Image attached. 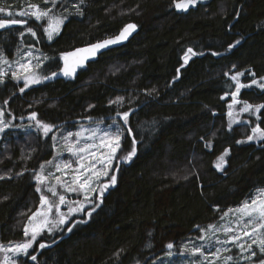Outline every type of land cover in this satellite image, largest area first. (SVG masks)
Here are the masks:
<instances>
[{
	"label": "trees",
	"instance_id": "trees-1",
	"mask_svg": "<svg viewBox=\"0 0 264 264\" xmlns=\"http://www.w3.org/2000/svg\"><path fill=\"white\" fill-rule=\"evenodd\" d=\"M30 3L47 8L43 0ZM0 6L20 18L16 13L28 5L0 0ZM81 9L74 13L56 4L54 12L67 18L52 40L43 31L46 19L27 17L26 26L0 30V56L12 59L19 47H38L49 56L40 74L51 76L69 50L113 36L127 24H135L136 32L71 80L50 78L24 92L19 82L4 80L0 106L14 124L35 122L28 117L36 112L54 129L76 120L121 118L117 112L131 109L127 124L119 119L117 157L131 150L133 139L136 155L130 162L115 159L110 176L117 183L91 217L83 212L58 232H43L17 264H149L168 243L196 235L197 225L214 222L264 187V140L247 141L251 125L264 129V114L229 129L231 98L225 96L235 91L234 73H243V84L264 77V0H198L187 10L177 9L174 0H83ZM25 27L37 35L21 37ZM188 48L198 55L184 64ZM117 97L124 98L122 104L109 103ZM239 99L264 104V90L243 88ZM53 133L13 126L0 139V243L25 235L20 219L38 207L35 174L53 154Z\"/></svg>",
	"mask_w": 264,
	"mask_h": 264
},
{
	"label": "snow or ice",
	"instance_id": "snow-or-ice-1",
	"mask_svg": "<svg viewBox=\"0 0 264 264\" xmlns=\"http://www.w3.org/2000/svg\"><path fill=\"white\" fill-rule=\"evenodd\" d=\"M45 4L51 3L53 7L56 6L58 0H43ZM175 7L180 10H187L189 6H194L198 3V0H174ZM81 4H83V0H80V4L75 5L76 11L82 14ZM0 13H7L8 18H0V29H8L13 25H24L28 24L27 17H33L35 20H47V26L43 28L44 33L47 35L49 40L53 39V36L58 34L60 31L61 25H63L65 19L67 17L64 16H55L52 15L51 8H41L39 4H28V6L16 13V15L20 18H11L13 13L10 8H5L0 6ZM135 24H127L123 27L120 33L114 38L104 39L103 41H99L97 43H93L88 45L85 48L76 49L71 53H64L63 59L65 62V66L62 69V74L65 76H70L74 74L76 68L78 66L83 65V63L89 58V56L94 57L98 51L105 49L106 47L116 44L120 41L126 40L128 36L131 34L133 30H135ZM25 32L31 34L32 36H36L37 33L34 31L32 27H25V31L20 32V36L23 37ZM237 44L239 41L236 42ZM234 44H229V49L233 48ZM81 53H86L87 55H78ZM31 55V53H29ZM196 53L192 48H188L184 54L183 60L184 64H187L191 56H196ZM74 57L72 64L69 65L68 58ZM45 59H48L45 57ZM7 61H5L6 63ZM36 67H39L37 64ZM19 71H14L12 73L13 79H23L24 86L19 89L20 92H24L26 88H28L32 84L40 83L41 80H47L52 77L59 75L60 73L53 72L51 76L38 77L35 72L32 70V67L29 63H20ZM253 76L255 73H251ZM5 73H0V83L3 82V76ZM228 75V73H225ZM243 75V73H236L235 75H231L230 79L235 82V91L231 93H225V96L230 95L232 102L228 105L231 110L236 104H243V107L240 109L241 112H252L254 115H257V118H260L262 113V109H264V104L260 105H252L246 101H241L238 97L241 89L250 88L252 86H258L261 90H264V77H261L260 80L252 79L249 84H243L239 81L238 77ZM231 87V85H230ZM225 97H221L224 99ZM124 98L117 97L116 100L109 101L110 104H122ZM7 103V101H5ZM91 107V106H90ZM130 111L117 112V116H120L125 124L128 122V118L130 115ZM4 112L0 109V118H2ZM229 115H232V112H229ZM30 119L35 120L36 126L42 131L45 136H48L49 133L53 131L56 127L53 124L46 123L42 120L37 119V113L32 112ZM91 119V118H89ZM239 121H233V123H238ZM9 124L2 119H0V131H3L4 128H7ZM231 123L229 124V129H231ZM128 132H131V129H128ZM254 135L247 136V141H252L254 139H262L264 140V129L260 127V125H256L252 129ZM88 133V135H84ZM97 133H101L100 135V144L103 145L107 152H101L100 155H97V145L94 143L97 138ZM123 137V132L121 130L120 124L113 119V123L108 125V130H102L99 127L96 129H83L81 128L79 131L73 133L68 132L66 135L62 136L63 147L61 152H68L76 159L73 160H60L57 163H54L53 160L46 161V164L52 165L56 171L61 172L62 176L55 177L56 184L52 185L48 188V191L53 196H58V202H52L46 196H41V205L46 206V211L41 212L37 211L32 214L30 217V222L37 216H42L43 220L39 225H34L32 228V236L31 240L28 242L15 245V252L22 253L24 255H29L28 250L32 248L33 241L36 240L37 234L43 229L47 228L49 232L53 231V228L58 227L60 225L69 224L68 215L62 213L60 211V205H63L67 202V198L65 195L58 193L57 185L63 188L66 192H79L83 194L84 201L87 204L92 205L91 208H86L85 203H81L79 201H74L69 204V213L75 212H86L88 217H91L92 213L96 211L97 208L103 203V196L105 191L111 187L115 186L117 183V176L112 174L110 176L109 182L99 185V187H95L96 181L100 179L102 176H109L110 166L112 165L113 159H122L125 162H130L132 158L136 155L135 148V140L133 139V147L130 151L127 152L126 155L122 157H117V153L121 150V140ZM53 141L57 138L56 136L51 137ZM89 141H93L90 143ZM244 141H238L237 143H243ZM207 146V145H206ZM53 147H56L54 144ZM228 154L227 150L225 153L219 157V163H217L216 167L218 169L223 168L224 157ZM60 153L57 154V157H54V160L58 159ZM100 165V167H98ZM45 172V164L42 163L40 165V171L35 174V179H37L41 184H45L49 177L53 175V173L49 172L48 175H44ZM64 177H69V179H64ZM4 177H0L3 179ZM37 192L41 191L40 187H37ZM90 193H96L99 203H96L93 199L89 198ZM75 204L76 206H72ZM55 209L57 215L56 219L49 220V215ZM230 214L235 215L236 223L240 227V231L237 232L236 229L224 226L222 230L229 234V238L233 244L240 250V253L248 252V256H241L240 259L251 260L253 257L257 258L258 264H264V189H258L257 193L250 201H244L239 207L235 209H228L223 213L221 219L223 220L225 217ZM85 221H72V225L75 226L76 223H81ZM200 229L204 235L197 237V240H207L211 243V236L207 235L208 229H213L215 231H219L216 225H208V229L200 228L199 225L196 226ZM249 227H251V231L249 232ZM69 232L72 231V227H68ZM214 234V233H213ZM25 235H28L27 229L25 230ZM242 237H250V242L244 241L241 242ZM189 245H192L191 247ZM253 245H256L258 248L255 250ZM41 248L46 247L45 244H40ZM168 249H173L174 244L168 243L166 245ZM0 250L12 251L13 249H4L2 245H0ZM180 250L182 252L190 253L192 256H196L197 254L200 257H203V261H207V264H218V261H223V264H229V262H233L236 260V257L233 255H222L221 249L217 248L214 252H207L203 245L196 246L193 242L189 241L187 244L181 245ZM224 252H230V249L225 248ZM172 255L171 252L168 253ZM119 255V254H117ZM31 260L35 261L37 257L35 255L30 256ZM7 259V258H6ZM15 264V262H13Z\"/></svg>",
	"mask_w": 264,
	"mask_h": 264
},
{
	"label": "rangeland",
	"instance_id": "rangeland-1",
	"mask_svg": "<svg viewBox=\"0 0 264 264\" xmlns=\"http://www.w3.org/2000/svg\"><path fill=\"white\" fill-rule=\"evenodd\" d=\"M23 1L26 2L27 5L31 4L30 3L31 0H23ZM58 2H59L60 9L64 8V6L67 4L68 11L72 10L74 13H79L76 11V8L74 6L77 4H80V0H58ZM82 5L83 4H81L80 6H82ZM47 8L52 9V15L64 16L63 14H61V15L56 14L54 12V7L52 6L51 3H47ZM46 26H47V24H46ZM29 53H31V55H29ZM45 57L48 58L49 57L48 54H46L45 52H43L42 50H40L38 47H35V46L19 47L16 55H14L12 57V59H8L4 55L0 56V73H5V75L3 76V81L4 80H14L15 82H19V84H22V87H23L24 86L23 79H20V80L13 79L12 73L14 71L20 70L19 69L20 63H29V62H30L32 70L35 72V74L38 77H42L39 69L42 66V64L46 60H48V59H45ZM5 61H7V62L5 63ZM37 64H39V67H36ZM235 74L236 73H234L232 75H235ZM238 79H239V77H238ZM42 81L43 80H41V82ZM36 84H38V83H36ZM32 85H35V84H32ZM228 97L231 98V96H228ZM231 102H232V100L230 99V102L228 103V105ZM242 107H243L242 103L234 105L231 110L228 107V113H227V115H228V128H229L230 123L232 126L235 124L241 123V122L249 123L248 118L251 117L250 115H252L254 117L257 116V115H254L252 112H248V113L241 112L240 109ZM0 109H2L4 112L3 117L0 119H2L3 121H5L9 124V126L7 128H4L3 131H0V139L5 134V131L8 129H11V127H13V126H20L23 129H34V130H36L38 128L34 121H31V123H25V125L18 124V123L14 124L13 117L8 115L6 113V111L3 108H1V106H0ZM230 111L232 112V115H229ZM114 118L120 124L121 130L123 132V126L119 121V119H121V118H118V117H113L109 120H76V122H72V124L68 125L66 128L64 127V128H60V129H53L54 130L53 136H56L57 139L55 141H53V140L52 141H53V145L55 144L56 147L53 148V154L49 160H53L54 163H57L60 160H73L74 161L76 158L73 157L70 153L61 152L62 147H63V140L61 139V137L66 135L68 132L75 133V132L79 131L81 128H83V129H96L97 127H99L100 129L107 131L108 125L113 123ZM28 119H30V117H28ZM233 121H239V122L233 123ZM254 127H256L255 123H254V125L250 126L249 135H254V133L252 132V129ZM84 135H88V133H85ZM100 135H101V133H97V138L94 141V143L98 146L96 149L98 156L100 155L101 152H107V149L103 145L100 144ZM260 140L261 139L257 138V139L250 141V142L259 143ZM89 142L92 143L93 141H89ZM58 153H60L58 159L54 160V157H57ZM114 163H115V159H113L112 165L110 166L109 176L100 177V179L96 181V184L94 185L95 187H99V185L109 182L110 174H111L112 169L114 167ZM44 164H45L44 175L47 176L49 172L53 173V175L49 177L48 181L45 184H41L36 179V181H37L36 189H37V187L41 188V191L38 192L39 196H40V201L38 203V207L33 212H31L29 215L24 214L23 217L20 219V222L22 223L23 229H25V230L27 229L28 235H24L23 239L20 241L9 242V243H0V245H2L4 249H13L12 251L0 250V264H13V262H15V264H17L18 258L20 256H24V254H22V253L15 252L14 248H15V245H17V244H22V243H25V242H28L29 240H31L33 226L39 225L42 222V220H43L42 216H37L34 219H32V221L30 222V217H32L33 213L37 212L38 210L41 212L46 211V206L41 205V196L43 195V196L48 197L49 200L52 202H58V196H53L48 191V188L50 186L56 184L55 177L62 176V173L56 171V169L52 165H48V164H46V162H44ZM224 164H225V161H224ZM224 164H223V167H224ZM98 167H100V165H98ZM219 170H221V169H219ZM39 171H40V166H39L37 172H39ZM64 179H69V177H64ZM258 189H264V187L254 189L244 201H246V200L250 201L252 199V197H254L256 195ZM57 191H58V193L65 195L67 198V202L63 205H60V211L62 213L67 214L69 220L71 218H73L74 216L80 215L83 213V212L69 213L68 209H69V204L71 202L79 201L81 203H85L86 208L90 206V204H87L84 201V197H83L82 193L66 192L63 188L59 187V185H57ZM89 198L96 201L97 194L96 193H90ZM242 203H240L239 205L230 207V208L235 209V208L239 207ZM72 206L74 207L76 205L73 204ZM230 208H228V209H230ZM228 209L223 210L214 222L208 224V225H216L217 228L220 229L219 231H215L213 229H208V225H206L205 227H202L204 229H208L207 235L211 236V243H209L207 240H203V241L197 240V237L204 235V233H202L199 229L198 233L196 235L191 234L190 237L184 239L183 241L173 243L174 244L173 249L170 250L167 248V251L164 254H162L161 256H159L158 258H156L155 260H153L149 264H207V261H203V257H200L198 254L196 256H192L190 253L182 252L180 250V246L187 244L189 241L193 242V244H195L196 246L203 245L205 250H206V253L207 252H214L217 248H220L222 255H233L234 257H236V260L233 262H229V264H258L256 257H253L251 260L240 259L241 256H248L249 253L248 252L240 253V250L230 240L229 234L225 233L222 230V228L224 226H227V227L236 229L237 232L240 231V227L236 223L235 215L230 214L229 216L225 217L223 220L221 219V216L223 215V213L226 212ZM57 215L58 214L56 213L55 209H53V212L49 215L48 219L50 221L53 219H56ZM63 226L64 225H60L58 227H55V228H53V231H51V232H49L47 230V228H45L37 234V238L39 236H41V234H43V232H48V233L58 232L59 230L62 229ZM248 230L250 232L251 227H249ZM35 241H33L32 246H33ZM244 241L250 242V237H242L241 242H244ZM189 246L191 247L192 245H189ZM225 248L230 249L231 251L230 252H224L223 250ZM253 248L255 250H257V252H258V248L256 247V245H253ZM31 249L32 248H30L28 251H30ZM169 252H171L172 255H169L168 254ZM258 255H259V252H258ZM218 264H223V261L222 260L218 261Z\"/></svg>",
	"mask_w": 264,
	"mask_h": 264
},
{
	"label": "water",
	"instance_id": "water-1",
	"mask_svg": "<svg viewBox=\"0 0 264 264\" xmlns=\"http://www.w3.org/2000/svg\"><path fill=\"white\" fill-rule=\"evenodd\" d=\"M13 26H16V25H13ZM11 27H12V26H11ZM122 29H123V28H122ZM122 29H121V30H122ZM0 30H4V29H0ZM121 30H120V31H121ZM120 31H119L116 35H113V36L107 37V38H105V39H108V38H114L115 36H117V35L120 33ZM135 32H136V28H135V30H133V31L131 32V34L128 36V38H127L126 40L120 41V42H118V43H116V44L110 45V46L106 47L105 49H102V50L98 51L97 54H96L94 57L89 56V58L83 63V65L78 66V67L76 68V71L74 72V74H72V75H70V76H65V75L62 74V69H63L64 66H65L64 59L62 58V60H61V65H60L59 69L55 71V72L60 73V74L57 75V76H55V77H52V78H53V79H63V80H71V79H73V78L76 76V74L78 73L79 70H81V69H83L84 67H86L87 64H89V63L95 61V60L99 57L100 54H102L103 52L107 51L108 49L115 48V47H118V46H121V45L125 44V43H126V42H127V41H128V40H129L134 34H135ZM103 40H104V39L99 40V41H103ZM99 41H96V42H93V43H97V42H99ZM93 43H90V44H93ZM90 44H87V45H84V46H80V47H76V48H74V49L69 50L67 53L74 52L76 49H79V48H85V47H87V46L90 45ZM78 55H87V54H86V53H81V54H78ZM74 59H75L74 57H69V58H68V63H69V65L72 64V62H73Z\"/></svg>",
	"mask_w": 264,
	"mask_h": 264
},
{
	"label": "bare ground",
	"instance_id": "bare-ground-1",
	"mask_svg": "<svg viewBox=\"0 0 264 264\" xmlns=\"http://www.w3.org/2000/svg\"><path fill=\"white\" fill-rule=\"evenodd\" d=\"M17 26V25H16ZM13 27V26H12ZM116 35V34H115ZM105 39V38H104ZM87 66V65H86ZM58 70V69H57ZM51 79H53V78H51Z\"/></svg>",
	"mask_w": 264,
	"mask_h": 264
}]
</instances>
